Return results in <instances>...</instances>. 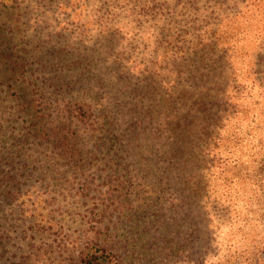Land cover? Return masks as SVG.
<instances>
[{"label":"rangeland","instance_id":"obj_1","mask_svg":"<svg viewBox=\"0 0 264 264\" xmlns=\"http://www.w3.org/2000/svg\"><path fill=\"white\" fill-rule=\"evenodd\" d=\"M198 2L215 7L204 21H221L215 53L243 73L264 0ZM151 7L0 0V264H79L94 246L117 264H234L263 232L206 227L177 194L192 176V33L153 22ZM77 105L91 106L92 126L71 116ZM64 126L74 152L57 143Z\"/></svg>","mask_w":264,"mask_h":264},{"label":"trees","instance_id":"obj_2","mask_svg":"<svg viewBox=\"0 0 264 264\" xmlns=\"http://www.w3.org/2000/svg\"><path fill=\"white\" fill-rule=\"evenodd\" d=\"M162 1L164 3L160 4ZM168 1L173 0H145L152 9L159 10L151 20L157 19L158 22H153L169 28L186 22L192 33L193 51L188 56H195L192 85L186 92L190 117L194 121L190 141L192 176L177 194L192 201L194 214L202 217L206 227L218 228L234 220L239 231L255 224L264 229V36L255 53L249 56L242 73L234 67L236 56H226L222 50L215 53L214 36L218 41L217 29L221 21L208 23L201 17L203 11H209L211 16L214 14L212 4H209L210 8L200 7L199 0H185V4L179 6V0H176L171 7ZM130 15L145 18V22L148 20L141 13L131 11ZM9 19L13 20L12 17ZM196 53H200L199 58ZM91 109L90 105H77L71 116L77 124L92 126ZM67 128L56 136L57 143L74 152L72 145L77 138L73 133H67ZM236 149L239 157L232 165L229 150ZM251 244L238 255L234 264H264V230ZM117 263L110 252L98 246L87 250L79 262Z\"/></svg>","mask_w":264,"mask_h":264}]
</instances>
